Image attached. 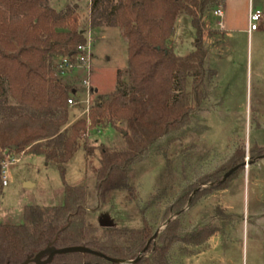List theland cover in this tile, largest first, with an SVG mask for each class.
I'll return each mask as SVG.
<instances>
[{
	"label": "trees",
	"instance_id": "16d2710c",
	"mask_svg": "<svg viewBox=\"0 0 264 264\" xmlns=\"http://www.w3.org/2000/svg\"><path fill=\"white\" fill-rule=\"evenodd\" d=\"M51 1L0 0V164L4 153L41 156L57 165L63 185L61 205L26 206L22 224L0 223V264H22L48 245L134 261L153 236L151 228L143 221L138 230L97 235L85 221V189L66 183L65 165L79 150L85 161L96 162L100 201L115 190L131 191L127 167L157 140L187 126L207 99L201 18L223 0H88L84 18L80 0H68L61 10L50 7ZM179 15H186L195 31L193 50L185 56L168 47ZM102 27L119 30L127 46V68L117 71L114 91H94L87 124L85 117L76 118L80 106L67 105L71 98L78 100L79 91L62 80L57 63L64 58L74 63L87 31ZM107 127L121 134L122 146L96 144L84 136ZM259 151L254 145L248 153ZM244 155L243 144L224 170L209 175L210 183L217 182L214 190L224 189L244 170ZM176 229L177 220H170L135 264H169L177 241L198 247L217 233L204 228L180 238ZM50 264L118 263L77 252L54 256Z\"/></svg>",
	"mask_w": 264,
	"mask_h": 264
},
{
	"label": "rangeland",
	"instance_id": "374dc122",
	"mask_svg": "<svg viewBox=\"0 0 264 264\" xmlns=\"http://www.w3.org/2000/svg\"><path fill=\"white\" fill-rule=\"evenodd\" d=\"M249 1L253 9L264 13V0H223L218 6L222 19L213 15L216 8L204 12L207 99L187 126L157 140L127 167L131 191L115 190L100 201L96 162L85 161L79 150L65 165L66 183L85 189V221L97 235L114 229L138 230L143 221L158 235L170 220H177L180 238L204 228L217 233L198 247L177 241L169 252V264H264V21L247 35ZM67 2L52 0L50 7L61 10ZM78 4L84 18L88 0ZM89 32L88 82L93 93L108 94L116 88L117 71L127 68V46L116 28ZM194 41L190 19L179 15L168 47L185 56L193 50ZM212 71L215 76L210 78ZM85 77L82 70H74L65 72L62 80L74 85L83 99ZM100 130L99 134L92 131L90 140L110 147L123 145L119 132L110 127ZM243 144L244 170L224 189L214 190L217 182L210 183L214 179L209 175L224 170ZM254 145L260 151L249 156ZM14 156L17 161L4 173L5 186L0 176V223L7 225L22 224L26 206L52 208L63 200L57 165L41 156Z\"/></svg>",
	"mask_w": 264,
	"mask_h": 264
},
{
	"label": "built area",
	"instance_id": "2783aa9c",
	"mask_svg": "<svg viewBox=\"0 0 264 264\" xmlns=\"http://www.w3.org/2000/svg\"><path fill=\"white\" fill-rule=\"evenodd\" d=\"M213 15L219 19H222L223 17V13L219 8H216L213 11ZM263 18H264L263 12L250 7L249 13H248V33L249 34L257 30L258 24L263 20ZM219 25L221 26V22L219 23ZM91 45H92V38L88 30L86 33L85 43L82 46L77 47L78 56L75 58V62L74 63L70 62L69 60L64 58V59H60L57 63L59 66V69H61L63 73L65 72L70 73V72H73L74 70H82L86 75V77L82 80V85L85 87V90H86L85 97L83 99L78 98V100L71 98L67 100V105L69 108H72L74 106H80L82 108L81 116L86 118L87 124H89L90 107H91V103L94 97L93 89L88 82V77H89L90 70H91V66H90L91 64L90 62L91 61ZM92 94H93V97L91 96ZM96 132L97 134H99L101 130H97ZM84 136L89 137L90 135L89 133H86ZM15 161H17V159L12 154H9V153L3 154V160L0 164L1 176H2L1 178L2 186H5L6 184L5 177H4L6 168L11 166Z\"/></svg>",
	"mask_w": 264,
	"mask_h": 264
},
{
	"label": "water",
	"instance_id": "95a60500",
	"mask_svg": "<svg viewBox=\"0 0 264 264\" xmlns=\"http://www.w3.org/2000/svg\"><path fill=\"white\" fill-rule=\"evenodd\" d=\"M96 93V91H95ZM245 166V163L243 164ZM237 170V167H234L230 169L228 172H226L223 177L221 182H224L227 178H229L235 171ZM157 236V232L153 234L151 239L147 242L146 246L144 249L140 252L139 256L134 260L130 261L131 264H135L139 261L140 257L144 254V252L147 250L149 243ZM87 253L95 257H99L107 262H113V263H122V261H117L113 260L101 253L83 248V247H69V248H63V249H55L52 245L46 246L43 250L39 251L34 255V257L31 260H27L23 262L22 264H50L53 257L57 255H64V254H69V253ZM49 256L48 259L42 260L44 257Z\"/></svg>",
	"mask_w": 264,
	"mask_h": 264
},
{
	"label": "crops",
	"instance_id": "0c3cea01",
	"mask_svg": "<svg viewBox=\"0 0 264 264\" xmlns=\"http://www.w3.org/2000/svg\"><path fill=\"white\" fill-rule=\"evenodd\" d=\"M250 7H252V6H251V3L249 1V3H248V9H247V29H246V33H247L248 36H250V34H251V33L250 34L248 33V13H249ZM263 21H264V18H263ZM257 30H258V28H257Z\"/></svg>",
	"mask_w": 264,
	"mask_h": 264
}]
</instances>
